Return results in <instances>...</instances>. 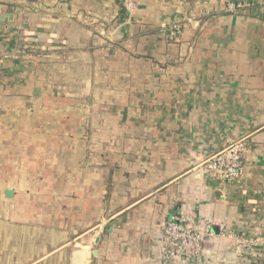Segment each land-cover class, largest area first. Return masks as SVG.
<instances>
[{
	"label": "crops",
	"instance_id": "1",
	"mask_svg": "<svg viewBox=\"0 0 264 264\" xmlns=\"http://www.w3.org/2000/svg\"><path fill=\"white\" fill-rule=\"evenodd\" d=\"M135 1L0 0V264H170L174 214L212 224L174 264H264V0Z\"/></svg>",
	"mask_w": 264,
	"mask_h": 264
},
{
	"label": "built area",
	"instance_id": "2",
	"mask_svg": "<svg viewBox=\"0 0 264 264\" xmlns=\"http://www.w3.org/2000/svg\"><path fill=\"white\" fill-rule=\"evenodd\" d=\"M124 8L132 14L136 9L135 0H121ZM237 5L230 3L227 10L235 11ZM180 26L173 24L169 29V38L177 39ZM244 142L237 140L230 143L224 149L216 152L202 162V165L213 171L222 173L227 182L239 178L243 170L242 153ZM212 235V224L207 223L205 229L191 225L188 218L181 214L172 215L164 228L161 246V259L174 264L182 261H199L202 259L204 244ZM234 241L247 253L256 254L263 243L261 236L251 238L244 235L233 237Z\"/></svg>",
	"mask_w": 264,
	"mask_h": 264
},
{
	"label": "water",
	"instance_id": "3",
	"mask_svg": "<svg viewBox=\"0 0 264 264\" xmlns=\"http://www.w3.org/2000/svg\"><path fill=\"white\" fill-rule=\"evenodd\" d=\"M213 231H214L215 233H218V226H214V227H213ZM99 239H100V237H98V238L96 239V242H98ZM95 253H96V252H95Z\"/></svg>",
	"mask_w": 264,
	"mask_h": 264
}]
</instances>
